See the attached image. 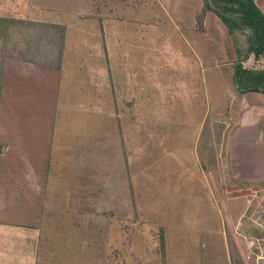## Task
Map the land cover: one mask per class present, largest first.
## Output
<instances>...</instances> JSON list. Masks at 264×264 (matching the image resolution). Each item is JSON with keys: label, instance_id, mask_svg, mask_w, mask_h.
I'll return each mask as SVG.
<instances>
[{"label": "rangeland", "instance_id": "1", "mask_svg": "<svg viewBox=\"0 0 264 264\" xmlns=\"http://www.w3.org/2000/svg\"><path fill=\"white\" fill-rule=\"evenodd\" d=\"M154 3L0 0V264H246L264 236V125L235 83L264 54L227 31L203 62ZM205 12L178 16L205 38Z\"/></svg>", "mask_w": 264, "mask_h": 264}, {"label": "crops", "instance_id": "2", "mask_svg": "<svg viewBox=\"0 0 264 264\" xmlns=\"http://www.w3.org/2000/svg\"><path fill=\"white\" fill-rule=\"evenodd\" d=\"M255 3L260 8V10L264 13V0H255ZM132 4H134L133 1H132ZM156 4H158L160 6V8L164 9V16H167L169 19L168 20L169 22L167 23V26H169V27H167L166 30L164 29V35H165V32L168 31V29H169L171 31L174 30V33H177L179 36H182L183 38L186 37V39H187V36H189L190 37V38L188 37L189 40H193L199 46V48L201 47L200 55L197 57L200 60H202L203 62L207 61V60H204V57L206 56V55H204V54H206V52H204L205 49H208V51L210 53L212 51H214V53H215V45L221 46L220 44H224V43L229 41L226 26L222 23L220 18L214 12L206 9L204 0H155L154 5H156ZM205 10H206V12L204 13L205 15L203 16V19H202L203 20V27H204L205 32H206V36L204 38L202 36L203 35L202 32H199V30L197 29V24H198L197 19L193 18L192 24L190 23V26H187L184 22H182V19L178 15H182L185 13V14H189V15L193 14V16H197V15H201ZM170 15H171V18L169 17ZM178 17H179V19H178ZM164 26H166V25H164ZM185 33L189 34V35H185ZM168 36H169V33H168ZM182 40H184V39H182ZM189 40H188V43L190 44L191 41H189ZM164 46L168 47L167 50H163L162 52H160L161 55L164 54V62H167V63L170 62L173 65L175 62H178L180 60L182 61V59L184 57H183V55H180L181 52L173 49L174 52L171 53L172 49H170L169 44L167 43ZM214 53L210 55V58L207 62H210V60H215L214 59V57H215ZM179 56H180V58H179ZM169 66H167V68ZM248 98H250L251 100L252 99L254 100V101L252 100V103L254 104L252 106H255L257 111L261 112V114L257 116V121H258V123H260L262 121V124L264 125V97L259 96L255 93L244 94L242 97V100L245 103V107H247V104L249 102L247 100ZM251 116H253V115H251ZM247 118H245V116H242V118L240 120L241 121L240 125H243L244 124L243 122L248 121L252 117H247ZM251 142L255 143L254 149L256 150V148H257V150H258V152H257V150L255 151L256 154L258 155V161H257V164H255L256 165V171L258 173V176L264 177V137H263V139H260L257 142L250 141V143ZM232 143H233V141H230L229 163H230L232 170H234L236 162L234 161L235 158L233 155ZM248 147H252V146H249L246 144L244 148H248ZM245 152H246V150H245ZM233 175L235 176V178L237 179V182H239V183L237 185H235L234 188L232 187V189L244 187L243 186L244 184L241 181L242 178L239 177L238 174H236L234 171H233ZM241 198L242 197L235 196L234 199L239 201V199H241ZM262 219L264 222V218H262ZM262 230H264V227ZM39 238H40V235H39ZM37 249H39V246ZM37 258H38V256L36 255L35 259L32 261L33 264H38ZM28 264H31L30 260H28Z\"/></svg>", "mask_w": 264, "mask_h": 264}, {"label": "trees", "instance_id": "3", "mask_svg": "<svg viewBox=\"0 0 264 264\" xmlns=\"http://www.w3.org/2000/svg\"><path fill=\"white\" fill-rule=\"evenodd\" d=\"M216 8L204 0L206 9L214 12L226 26L230 36L235 40L236 31L249 29L251 34L249 41L251 47L245 58L255 54L257 57L264 54V13L256 5L255 0H212ZM48 29L59 31L61 26H47ZM61 33H63L61 31ZM59 35V34H58ZM59 41L64 42V36H59ZM236 53L240 56L241 51L236 48ZM60 59V56H58ZM241 60V61H243ZM235 83L242 93H260L264 95V70H246L241 64L235 75Z\"/></svg>", "mask_w": 264, "mask_h": 264}, {"label": "built area", "instance_id": "4", "mask_svg": "<svg viewBox=\"0 0 264 264\" xmlns=\"http://www.w3.org/2000/svg\"><path fill=\"white\" fill-rule=\"evenodd\" d=\"M259 226L262 230L264 224H259ZM259 237L260 236L252 235L244 237L249 249L252 250L244 254V261L246 264H264V236L262 238Z\"/></svg>", "mask_w": 264, "mask_h": 264}]
</instances>
